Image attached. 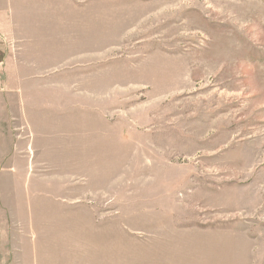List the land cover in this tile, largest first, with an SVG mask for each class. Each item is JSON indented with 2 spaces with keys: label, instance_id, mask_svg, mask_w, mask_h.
I'll return each mask as SVG.
<instances>
[{
  "label": "rangeland",
  "instance_id": "1",
  "mask_svg": "<svg viewBox=\"0 0 264 264\" xmlns=\"http://www.w3.org/2000/svg\"><path fill=\"white\" fill-rule=\"evenodd\" d=\"M24 132L0 264H264V0H0V174Z\"/></svg>",
  "mask_w": 264,
  "mask_h": 264
},
{
  "label": "crops",
  "instance_id": "2",
  "mask_svg": "<svg viewBox=\"0 0 264 264\" xmlns=\"http://www.w3.org/2000/svg\"><path fill=\"white\" fill-rule=\"evenodd\" d=\"M21 135V138H19L18 142V153L16 154V157L18 159H21L20 163L23 165V168H19V172L18 173H11V174H5L2 175L0 174V194H2V196L5 194L8 196L11 194V187L9 186V181L14 179H18L20 181H23L22 184V188L23 190L25 189V193L27 194V189H30V197L28 198V195L25 194V198L22 202L23 207L27 206V203H29V199L30 198H34V196H36V183L37 181H39L40 179L37 177L36 179L34 178V175L31 173H27L25 172V161H27V156L30 157V151H32V146L33 143L35 144V141L37 140V135L35 133L32 134V136H30V134L28 133H18ZM2 137V138H1ZM0 138L2 140L6 139V136L4 133L0 134ZM33 142V143H32ZM5 157V156H4ZM8 158H4L2 161L4 163L7 162ZM33 175V176H32ZM47 178H43V186L45 187V192L46 195H48L49 197H51V195H53V191L54 188L50 187L49 182L45 180ZM47 181V184H45V182ZM29 184V185H28ZM28 189V190H29ZM23 192V193H24ZM28 198V201L26 202ZM34 201V200H33ZM4 204L7 206V210L5 211V217H3V220L0 217V255L2 256V258H4L6 261L11 260V261H18L20 260V255L19 253L16 251V249L13 247V243H12V237H13V221L15 220L14 215H13V210L10 207V201H6L3 199ZM33 204V203H32ZM30 204V205H32ZM34 205V204H33ZM113 233V232H112ZM71 235L75 236V240H77V233L75 232H70ZM17 237V234H16ZM112 253H114V248ZM77 254V253H76ZM33 256H31L30 258H26V259H32ZM25 259V257L23 258Z\"/></svg>",
  "mask_w": 264,
  "mask_h": 264
}]
</instances>
